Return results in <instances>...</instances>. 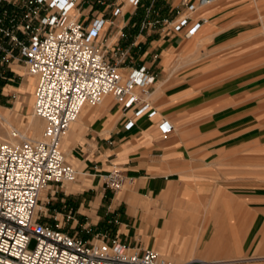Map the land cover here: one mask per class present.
Here are the masks:
<instances>
[{"label": "crops", "instance_id": "1", "mask_svg": "<svg viewBox=\"0 0 264 264\" xmlns=\"http://www.w3.org/2000/svg\"><path fill=\"white\" fill-rule=\"evenodd\" d=\"M179 3L162 0L157 7L172 16ZM202 14L207 20L189 39L139 29L126 51L133 46L138 55L129 66L145 65L156 76L149 97L155 113L126 128L128 113L108 96L87 105L61 142L77 176L47 187L55 185L50 199L60 203L42 207L51 217L45 220L69 233L79 235V228L85 239L108 231L174 263L252 258L256 239L264 237V154L254 149L263 135L254 133L252 103L236 101V86L206 83L197 50L223 20L215 10ZM18 67L8 72L11 83ZM162 120L172 125L170 133L159 129ZM113 169L126 177L116 192L104 181ZM202 219L219 232L206 247L196 239Z\"/></svg>", "mask_w": 264, "mask_h": 264}, {"label": "built area", "instance_id": "2", "mask_svg": "<svg viewBox=\"0 0 264 264\" xmlns=\"http://www.w3.org/2000/svg\"><path fill=\"white\" fill-rule=\"evenodd\" d=\"M141 1L128 0L132 6ZM153 1L140 30L169 28L189 39L207 20L200 9L216 0H180L172 16L154 11ZM79 3L0 0V92L13 81L9 70L22 64L36 77L33 112L44 122L40 137L11 127L0 140V264H174L157 250L130 246L108 231L86 239L69 233L60 223L45 220L51 217L39 204L50 184L72 182L77 176L61 142L85 104L95 106L111 96L128 113L126 128L134 118L155 113L149 98L155 74L145 65L122 67L127 51L119 46L113 60L108 59L98 41L108 19L96 17L87 26L78 19ZM122 29L120 38L126 36ZM158 127L163 134L172 129L166 120ZM125 180L118 169L104 176L105 187L114 192ZM66 218L73 219L70 213Z\"/></svg>", "mask_w": 264, "mask_h": 264}, {"label": "rangeland", "instance_id": "3", "mask_svg": "<svg viewBox=\"0 0 264 264\" xmlns=\"http://www.w3.org/2000/svg\"><path fill=\"white\" fill-rule=\"evenodd\" d=\"M160 1L162 0L153 1V10L164 15L163 8L157 7ZM151 2L152 0H142L137 6H132L128 0H80L78 19L87 26L93 18L103 16L108 19L98 41L107 51V58L113 60L116 47L126 50L138 35L141 22L145 18L146 7ZM115 8H119L120 13H114ZM208 10L220 12L223 23L219 26L218 33L211 39L202 41L201 43H205L197 50L198 56L203 59L201 69L207 73L206 83L236 86V101L252 103L254 133L263 135L262 143L254 144V149L261 150L264 154V0H216L200 9L202 12ZM153 16L151 15L149 19ZM121 27L126 33L124 38H120L117 34ZM157 29L166 37L174 34L169 28ZM137 56L133 46L130 47L124 58L125 63L120 65L123 67L131 65L132 62H136ZM127 58L131 63H128ZM18 68L20 74L16 75L13 84L10 82V85L4 87L5 93L0 96L2 113L0 140L7 137L11 127L20 128L33 138L40 137L44 127L43 120L33 112L35 88V82L31 78L33 76L27 74L22 64ZM108 97L112 103L113 98ZM32 126L36 127L34 133L31 130ZM262 161L264 164V158ZM52 188L55 189V185L41 192L40 206L60 203L59 199H50L49 193ZM59 194L60 192L57 193V197ZM199 227L196 239L200 241L201 247H206L209 239L217 242L219 232L215 230V226L207 229L202 219ZM82 231L78 228L79 235H83ZM256 242L253 255L250 256L252 258L243 261L207 258L208 264H264V237L256 239ZM33 246L34 241L30 243V247Z\"/></svg>", "mask_w": 264, "mask_h": 264}, {"label": "bare ground", "instance_id": "4", "mask_svg": "<svg viewBox=\"0 0 264 264\" xmlns=\"http://www.w3.org/2000/svg\"><path fill=\"white\" fill-rule=\"evenodd\" d=\"M31 78H33L34 80H35V84H36V77L35 76H33V77H31ZM35 89V88H34ZM33 97H34V93H33ZM33 105H34V102H33ZM87 105L88 104H85L83 107H82V109H81V111H80V113H83V111L85 110V108L87 107ZM1 109V108H0ZM79 113V114H80ZM83 115V114H82ZM36 116V115H35ZM79 116V115H78ZM0 118H2V113L0 112ZM77 119V118H76ZM76 121V120H75ZM80 121V120H79ZM31 130H32V133H34L35 131H36V127L35 126H32V128H31ZM68 131V130H67ZM66 134V133H65ZM65 136V135H64ZM64 136H63V138H64ZM62 138V139H63ZM43 192V191H42ZM206 262H208V261H206Z\"/></svg>", "mask_w": 264, "mask_h": 264}]
</instances>
